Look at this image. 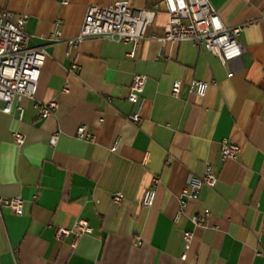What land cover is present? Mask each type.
<instances>
[{
	"label": "crops",
	"instance_id": "1",
	"mask_svg": "<svg viewBox=\"0 0 264 264\" xmlns=\"http://www.w3.org/2000/svg\"><path fill=\"white\" fill-rule=\"evenodd\" d=\"M116 1L157 12L147 38H91L68 47L90 4ZM163 1L0 0V10L28 16L32 43L47 48L36 100L57 104L40 118L34 101L23 98L18 119L16 109L1 111L0 100V198L24 201L21 215L0 205V264H264V0H210L224 25H244V52L227 63L190 41L150 37L163 35ZM56 30L62 40L50 44ZM135 74L147 78L136 125L128 120ZM193 80L209 82L205 95L189 91ZM81 125L94 141L75 136ZM15 131L23 145L14 143ZM224 138L240 146L237 159L222 160ZM207 165L216 185L201 187L175 221L183 189ZM155 177V200L146 208L143 195ZM204 209L207 225L194 226ZM78 219L93 232L75 246L73 235L55 237L57 227ZM184 231L193 232L185 259Z\"/></svg>",
	"mask_w": 264,
	"mask_h": 264
},
{
	"label": "built area",
	"instance_id": "2",
	"mask_svg": "<svg viewBox=\"0 0 264 264\" xmlns=\"http://www.w3.org/2000/svg\"><path fill=\"white\" fill-rule=\"evenodd\" d=\"M67 3V0H64ZM168 20L164 26L163 35L156 37L159 41L179 42L190 41L195 47L205 49L218 56L223 63L239 58L244 48L238 41V36L244 29V25L228 27L224 25L210 0H164ZM156 11L153 9L136 8L128 1H116L110 4H90L79 31V34L67 41L71 48L78 43L91 38L110 39L113 41L137 43L148 37V30L154 23ZM28 16L16 14L9 10H0V100L4 103L2 112L12 114L16 109L18 119H22L24 110L19 105L23 98L34 101L33 108L40 118H46L54 113L57 104L54 101L41 102L36 100L37 85L41 70L48 55L47 48L43 45L32 43L31 36L27 33ZM60 19L57 24H60ZM48 42L54 44L62 40V32L56 30L48 37ZM77 68L76 64L71 65V70ZM146 76L135 74L129 87L128 100L135 104L134 112L128 116L133 124H139L142 116L141 110L144 103L143 92L146 83ZM209 82L193 80L189 83V91L198 95H205ZM67 90V87L64 89ZM181 91V82L174 81L171 94L177 97ZM102 121V119H100ZM59 132L53 133L48 142L55 145ZM13 141L17 145H23L24 135L15 131ZM75 136L79 140L94 141L95 135L87 131L85 125L77 127ZM240 146L224 138L221 141L222 160L237 159L240 155ZM218 177L211 165L205 167L202 176H192L188 186L181 194V206L175 221L181 216L187 207L189 199H195L199 195L201 187L213 188ZM159 179H153L152 187L147 189L143 195L142 205L146 208L153 206L156 187ZM123 195L116 192L113 195L115 202H120ZM0 205L10 209L16 215L23 213L24 201L20 197L0 198ZM210 215L208 209L192 217L194 226L205 227ZM93 232L88 221L78 219L72 228L57 227L55 237L64 240L73 235V246L78 239ZM185 252L182 258L185 259L193 240L192 231L183 232ZM144 241L137 240V245H143Z\"/></svg>",
	"mask_w": 264,
	"mask_h": 264
}]
</instances>
